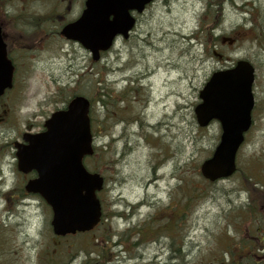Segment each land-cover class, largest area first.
<instances>
[{
    "label": "rangeland",
    "instance_id": "374dc122",
    "mask_svg": "<svg viewBox=\"0 0 264 264\" xmlns=\"http://www.w3.org/2000/svg\"><path fill=\"white\" fill-rule=\"evenodd\" d=\"M83 3L70 0L60 17L46 4H34L36 14L8 11V21L27 16L9 27L15 81L0 97V264H248L235 259L240 245L264 241V0H154L98 61L59 34ZM35 17L47 22L42 38L31 37L43 35ZM238 59L255 67L252 125L236 172L210 182L199 165L221 128L199 126L193 110L210 74ZM99 86L108 97L90 108L91 126L101 124L83 162L104 178V218L89 232L56 236L50 207L23 190L30 175L17 170L13 142Z\"/></svg>",
    "mask_w": 264,
    "mask_h": 264
},
{
    "label": "water",
    "instance_id": "95a60500",
    "mask_svg": "<svg viewBox=\"0 0 264 264\" xmlns=\"http://www.w3.org/2000/svg\"><path fill=\"white\" fill-rule=\"evenodd\" d=\"M152 0H85V8L61 34L79 42L98 60L117 34L127 37L134 25L130 10L141 12ZM111 17V18H110ZM13 66L6 57L0 36V95L12 85ZM254 67L240 59L235 65L214 71L199 90L200 102L194 107L199 126L217 120L219 142L212 155L200 165L203 177L215 181L236 169L235 156L249 129L254 105ZM89 100L76 95L66 108L55 110L45 120L43 131L24 133L23 142H14L17 169L35 171L24 185L28 193L39 194L50 206V224L55 235L74 234L92 229L100 219L96 192L103 178L88 172L82 159L92 153Z\"/></svg>",
    "mask_w": 264,
    "mask_h": 264
},
{
    "label": "flooded vegetation",
    "instance_id": "af4514ba",
    "mask_svg": "<svg viewBox=\"0 0 264 264\" xmlns=\"http://www.w3.org/2000/svg\"><path fill=\"white\" fill-rule=\"evenodd\" d=\"M34 4H46L47 8L46 10L51 12L54 10H59V14H56L57 17L64 16V13L68 12L70 10V0H0V28H1V35L3 36L4 41L8 44L9 38L14 36L10 32V25L12 26H20L21 25V19H24V15L16 18H12L10 21H8L10 17V11L12 14L26 12L33 13L32 11H39L38 8H35ZM36 14V13H33ZM134 15H136L135 12H133ZM37 21V22H36ZM70 21V20H69ZM32 22L36 26H40L41 32H46V25L47 22L43 21L41 17H35L32 19ZM17 32V31H16ZM18 36H21V34H17ZM29 130H32V127H30ZM39 130H41L39 128ZM262 228H259L260 230ZM262 232V231H261ZM263 239L264 238H260ZM259 250V253H256V251ZM235 259L243 261L248 264H264V241L262 243L257 245H240V248L235 253ZM250 261L252 263H250Z\"/></svg>",
    "mask_w": 264,
    "mask_h": 264
},
{
    "label": "trees",
    "instance_id": "16d2710c",
    "mask_svg": "<svg viewBox=\"0 0 264 264\" xmlns=\"http://www.w3.org/2000/svg\"><path fill=\"white\" fill-rule=\"evenodd\" d=\"M219 11H221V6H220V4H219V1H217L216 2V7H215V13H219ZM217 24H219V23H215V25H217ZM210 30L211 28L208 26V25H206V23H203L202 24V26H201V28H200V30L201 31H204V30ZM211 35V34H210ZM213 38V45H215L216 43H214V40H220V35H215V36H213L212 37ZM212 49V48H211ZM212 52L216 55L217 54V52L213 49L212 50ZM218 56V55H217ZM100 82V81H99ZM98 82V83H99ZM97 83V84H98ZM101 87L102 86H99L98 87V91L96 92V95H92V96H90V100H91V102H92V107H93V109H94V107L96 106V102L98 101L99 103H101V104H106V101L105 100H103L102 99V97H104V96H106V97H108V93H105V92H100V89H101ZM75 94H77V93H75ZM74 95V94H73ZM72 95V96H73ZM99 123L101 124V122H99L96 118H95V120H94V124H93V126H92V128H93V132H98V129H99ZM102 217H103V215H102ZM104 218V217H103ZM96 243V242H95Z\"/></svg>",
    "mask_w": 264,
    "mask_h": 264
},
{
    "label": "bare ground",
    "instance_id": "6f19581e",
    "mask_svg": "<svg viewBox=\"0 0 264 264\" xmlns=\"http://www.w3.org/2000/svg\"><path fill=\"white\" fill-rule=\"evenodd\" d=\"M160 123V133H161V135H163V136H165L166 135V133H167V125H165V121H161V122H159ZM137 133V132H136ZM136 133H134V134H136ZM138 134H139V132H138ZM138 134H136V135H138ZM155 180H156V182L157 181H159V180H161V178L160 177H158V175H156V177L154 178ZM159 182H161V181H159ZM158 182V183H159ZM153 182H151L150 184H152ZM156 184V183H155ZM14 225H15V227H18V226H20V221H15L14 223H13ZM164 245H165V243H164ZM160 247H161V244L159 245V251H160ZM21 248H23V246H21ZM161 252V251H160Z\"/></svg>",
    "mask_w": 264,
    "mask_h": 264
}]
</instances>
